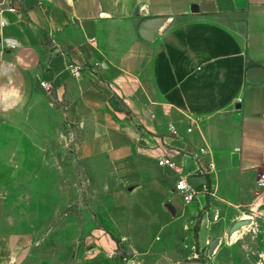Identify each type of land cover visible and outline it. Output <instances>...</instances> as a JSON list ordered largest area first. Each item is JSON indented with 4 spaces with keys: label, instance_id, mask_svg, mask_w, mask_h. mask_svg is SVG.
Segmentation results:
<instances>
[{
    "label": "crops",
    "instance_id": "obj_1",
    "mask_svg": "<svg viewBox=\"0 0 264 264\" xmlns=\"http://www.w3.org/2000/svg\"><path fill=\"white\" fill-rule=\"evenodd\" d=\"M16 6L0 13V247H27L20 204L61 124L118 206L143 186L169 195L161 158L188 176L221 162L264 175V0Z\"/></svg>",
    "mask_w": 264,
    "mask_h": 264
},
{
    "label": "rangeland",
    "instance_id": "obj_2",
    "mask_svg": "<svg viewBox=\"0 0 264 264\" xmlns=\"http://www.w3.org/2000/svg\"><path fill=\"white\" fill-rule=\"evenodd\" d=\"M79 140L64 124L52 127L20 204L27 247H0V264H264V175L204 165L197 174L210 185L186 205L175 181L157 174L169 195L143 186L118 206L113 188L74 156Z\"/></svg>",
    "mask_w": 264,
    "mask_h": 264
},
{
    "label": "built area",
    "instance_id": "obj_3",
    "mask_svg": "<svg viewBox=\"0 0 264 264\" xmlns=\"http://www.w3.org/2000/svg\"><path fill=\"white\" fill-rule=\"evenodd\" d=\"M44 0H37V2H42ZM22 0H0V13L4 11H15L17 9V4L21 3ZM73 75L78 74L76 68L71 69ZM40 86L46 88V83L41 82ZM169 131L175 134L172 126L168 127ZM158 166H167L173 170L175 176L174 190L180 196L183 203L188 204L196 200L197 193L187 184L186 179L188 175L183 174L180 170H177L175 163L166 158H161L157 161ZM260 184H264V178L260 180Z\"/></svg>",
    "mask_w": 264,
    "mask_h": 264
},
{
    "label": "water",
    "instance_id": "obj_4",
    "mask_svg": "<svg viewBox=\"0 0 264 264\" xmlns=\"http://www.w3.org/2000/svg\"><path fill=\"white\" fill-rule=\"evenodd\" d=\"M152 23H153L152 21L148 20L145 23L140 25L139 33L142 37L144 36L146 29H149L151 27ZM186 182L196 193H200L202 190V187L210 185V178L206 174H204V175H191V176L187 177ZM240 224L241 223H237V225H235L232 228V231L237 230V228L240 226Z\"/></svg>",
    "mask_w": 264,
    "mask_h": 264
},
{
    "label": "bare ground",
    "instance_id": "obj_5",
    "mask_svg": "<svg viewBox=\"0 0 264 264\" xmlns=\"http://www.w3.org/2000/svg\"><path fill=\"white\" fill-rule=\"evenodd\" d=\"M238 231H235L234 233H232L231 235H230V238L231 237H233L234 235H235V233H237ZM216 244V243H215ZM214 247V246H213Z\"/></svg>",
    "mask_w": 264,
    "mask_h": 264
}]
</instances>
